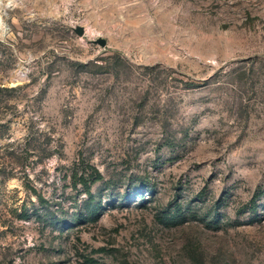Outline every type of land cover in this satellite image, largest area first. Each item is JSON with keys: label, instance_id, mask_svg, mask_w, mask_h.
<instances>
[{"label": "rangeland", "instance_id": "1", "mask_svg": "<svg viewBox=\"0 0 264 264\" xmlns=\"http://www.w3.org/2000/svg\"><path fill=\"white\" fill-rule=\"evenodd\" d=\"M0 264H264V0H0Z\"/></svg>", "mask_w": 264, "mask_h": 264}, {"label": "water", "instance_id": "2", "mask_svg": "<svg viewBox=\"0 0 264 264\" xmlns=\"http://www.w3.org/2000/svg\"><path fill=\"white\" fill-rule=\"evenodd\" d=\"M78 31H79V33H81V32H82V30H81V29H79ZM98 41H99V43H100V44H102V45L104 44L103 40L99 39Z\"/></svg>", "mask_w": 264, "mask_h": 264}]
</instances>
